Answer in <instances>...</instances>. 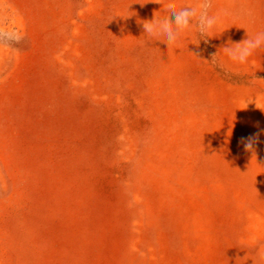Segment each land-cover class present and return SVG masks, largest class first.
Wrapping results in <instances>:
<instances>
[{"label":"rangeland","instance_id":"374dc122","mask_svg":"<svg viewBox=\"0 0 264 264\" xmlns=\"http://www.w3.org/2000/svg\"><path fill=\"white\" fill-rule=\"evenodd\" d=\"M191 3L0 0V264H264V49L207 62L264 0L145 44L138 21Z\"/></svg>","mask_w":264,"mask_h":264},{"label":"clouds","instance_id":"9594fccd","mask_svg":"<svg viewBox=\"0 0 264 264\" xmlns=\"http://www.w3.org/2000/svg\"><path fill=\"white\" fill-rule=\"evenodd\" d=\"M215 2L216 0H194V3L187 6L169 5L166 15L158 17L156 13L151 20L138 21L143 28L145 44L155 41L169 50V46L175 45L181 38L191 34L197 36L199 43L202 40L207 42L211 38L221 36L226 32L221 31L223 19L231 16L232 13L227 9H215ZM245 14L249 17L252 15L251 12ZM4 35L15 40L22 39L21 35L15 32ZM262 49H264V30L257 31L253 35L247 32V38L242 42L233 43L229 40L212 56L210 62L205 61L222 70H227L247 65L253 54ZM255 143V137L246 138L245 151L254 154ZM253 264H256V261H253Z\"/></svg>","mask_w":264,"mask_h":264}]
</instances>
